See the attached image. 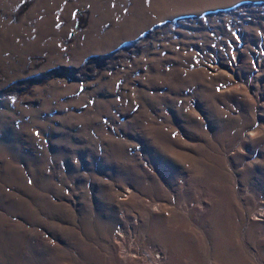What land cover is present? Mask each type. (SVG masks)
<instances>
[{
    "label": "rangeland",
    "instance_id": "rangeland-1",
    "mask_svg": "<svg viewBox=\"0 0 264 264\" xmlns=\"http://www.w3.org/2000/svg\"><path fill=\"white\" fill-rule=\"evenodd\" d=\"M0 264H264V0H0Z\"/></svg>",
    "mask_w": 264,
    "mask_h": 264
}]
</instances>
